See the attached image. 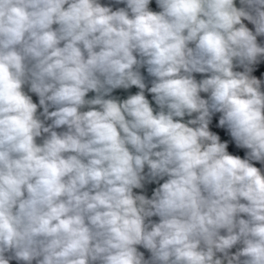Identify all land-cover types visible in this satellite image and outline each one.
Here are the masks:
<instances>
[{
    "label": "clouds",
    "instance_id": "obj_1",
    "mask_svg": "<svg viewBox=\"0 0 264 264\" xmlns=\"http://www.w3.org/2000/svg\"><path fill=\"white\" fill-rule=\"evenodd\" d=\"M151 3L0 0V264H264V0Z\"/></svg>",
    "mask_w": 264,
    "mask_h": 264
},
{
    "label": "crops",
    "instance_id": "obj_2",
    "mask_svg": "<svg viewBox=\"0 0 264 264\" xmlns=\"http://www.w3.org/2000/svg\"><path fill=\"white\" fill-rule=\"evenodd\" d=\"M101 2L102 3H109L110 0H101ZM150 8L152 10H154V11H157V7L155 6L154 0H152V3L150 4ZM141 72L145 76L146 83L150 87L151 86L150 81H151L152 78L148 77L147 72H146L145 69H141ZM195 75H196L197 79L202 78V77L199 76L200 74H195ZM25 90H27V89H25ZM138 91H139V89H137L135 87H132V88L127 89V90H125V89H116V90L113 91L112 95L117 97L118 99L123 100V99H126L128 95L135 94ZM29 94L32 96L33 101L38 103V97L34 93H29ZM93 95H94V93H89V97H92ZM146 96L151 101V94L146 92ZM153 104H154V102H153ZM39 111H42V109H39ZM218 115L219 114H217V117H214V121H216V122H218ZM48 123H50V121H48ZM63 130L64 129H57V131H63ZM231 150L234 151L236 149L232 148ZM159 183H163V180L159 181ZM158 186H159L158 183L146 184L144 189H136L134 191L137 192V193H143V194L147 195L150 198L151 195H152L153 189L155 187H158ZM140 250L142 251L143 249H140Z\"/></svg>",
    "mask_w": 264,
    "mask_h": 264
},
{
    "label": "built area",
    "instance_id": "obj_3",
    "mask_svg": "<svg viewBox=\"0 0 264 264\" xmlns=\"http://www.w3.org/2000/svg\"><path fill=\"white\" fill-rule=\"evenodd\" d=\"M122 6V5H121ZM250 28H253L254 26H252V25H248ZM223 133H221V135H222ZM234 153H236V152H239V154L243 157V155H244V151L243 150H234L233 151ZM257 166H259V165H257ZM151 219H153L154 221H158V217H153V218H151ZM145 255H146V257L149 255L148 253H147V251H146V253H145Z\"/></svg>",
    "mask_w": 264,
    "mask_h": 264
},
{
    "label": "rangeland",
    "instance_id": "obj_4",
    "mask_svg": "<svg viewBox=\"0 0 264 264\" xmlns=\"http://www.w3.org/2000/svg\"><path fill=\"white\" fill-rule=\"evenodd\" d=\"M154 3H155V0H154ZM155 6L157 7V5H156V3H155ZM159 9H158V7H157V11H158ZM247 23V22H246ZM200 77H201V75H199ZM223 135V134H222ZM142 251H145V253H146V250H142Z\"/></svg>",
    "mask_w": 264,
    "mask_h": 264
},
{
    "label": "trees",
    "instance_id": "obj_5",
    "mask_svg": "<svg viewBox=\"0 0 264 264\" xmlns=\"http://www.w3.org/2000/svg\"><path fill=\"white\" fill-rule=\"evenodd\" d=\"M65 130V129H64Z\"/></svg>",
    "mask_w": 264,
    "mask_h": 264
}]
</instances>
